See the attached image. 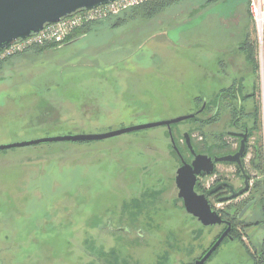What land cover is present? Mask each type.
Returning <instances> with one entry per match:
<instances>
[{
  "label": "rangeland",
  "instance_id": "374dc122",
  "mask_svg": "<svg viewBox=\"0 0 264 264\" xmlns=\"http://www.w3.org/2000/svg\"><path fill=\"white\" fill-rule=\"evenodd\" d=\"M176 6L159 21L129 10L88 25L69 47L9 58L0 69V146L169 121L208 102L200 121L177 124L173 136L187 161L185 134L197 152L220 157L240 146L230 133L238 132L233 121L243 105L239 127L251 134L246 173L262 182L256 193L264 205V50L248 0ZM171 145L167 127H158L0 152V264H193L224 227H206L186 212L175 184L181 159ZM257 147L259 170L250 163ZM239 174L222 163L203 183ZM245 198L214 199V208L237 216ZM258 216L263 222L264 211L251 220ZM238 228L252 243L248 234L244 245L228 238L206 264L262 257L264 225Z\"/></svg>",
  "mask_w": 264,
  "mask_h": 264
},
{
  "label": "water",
  "instance_id": "95a60500",
  "mask_svg": "<svg viewBox=\"0 0 264 264\" xmlns=\"http://www.w3.org/2000/svg\"><path fill=\"white\" fill-rule=\"evenodd\" d=\"M114 1L116 0H0V50L9 47L16 41H23L31 35L39 33L46 25L58 23L61 19L71 16L80 10H91ZM71 43L72 42H69V44ZM195 117L196 114H191L169 121H160L131 126L105 134L42 138L28 142L0 146V152L18 148L33 147L42 144L103 141L124 134L158 127H167L173 149L179 155L182 162V165L176 172L175 184L178 189V198L183 201L186 212L196 218L200 223H202V225L206 227L227 225V229L221 234L219 239L213 244L208 252L201 259L194 263L206 264L226 239H232V223L223 219V217L212 208L208 197L214 195L223 187H227L230 190L231 195L221 198L219 202H230L242 197L250 189V179L249 176L245 174L242 164V157L246 152L248 131L246 130L244 134L230 133V135L233 137L239 136L242 138L240 148L237 153L214 158L204 154H196L189 134H185L184 137L186 144L191 154L194 156V160L191 164H189L184 160L179 148L176 145L172 132V126ZM217 163L237 164L242 173L245 175L244 187L236 192L233 186L228 183H223L208 190L204 194L197 193L195 188L199 176L201 174H213L215 171V165ZM253 203L248 204L242 210L241 214L238 216L239 219L242 218V216L253 205ZM111 231H113V229ZM118 231L129 232L128 229L124 228H120Z\"/></svg>",
  "mask_w": 264,
  "mask_h": 264
},
{
  "label": "built area",
  "instance_id": "2783aa9c",
  "mask_svg": "<svg viewBox=\"0 0 264 264\" xmlns=\"http://www.w3.org/2000/svg\"><path fill=\"white\" fill-rule=\"evenodd\" d=\"M154 0H116L91 10H80L58 23L46 25L39 33L23 41H16L0 50V62L28 51L34 46L62 45L73 34L84 27L119 16L123 12L142 7ZM250 19L255 28L260 50H264V0H248ZM264 264V253L263 261Z\"/></svg>",
  "mask_w": 264,
  "mask_h": 264
},
{
  "label": "trees",
  "instance_id": "16d2710c",
  "mask_svg": "<svg viewBox=\"0 0 264 264\" xmlns=\"http://www.w3.org/2000/svg\"><path fill=\"white\" fill-rule=\"evenodd\" d=\"M181 1H183V0H154L153 2H151V3H149V4H146V5H144V6H142V7H139V8H135L136 10H138V9H140V10H143L144 12H145V17L147 18V19H153V18H156L158 15H160L163 11H165L167 8H169V7H172V6H174V5H177L178 3H180ZM132 10H134V9H132ZM127 12V11H126ZM125 12H123V14H124ZM248 14H249V9H248ZM121 15V14H120ZM249 17H250V14H249ZM88 28H89V26H86V27H84L83 29H80V30H78V31H76L74 34H73V36H71L65 43H63L62 45H56V44H47V45H45L44 47L43 46H34V47H32V48H30L28 51L29 52H33V53H35V54H41V52L43 53L44 51H46V50H50V49H58L59 47H62V46H66V44H68L69 42H71L72 40H74V39H77L80 35H82V34H85L87 31H88ZM9 60H6V61H4V62H0V69H2V67H3V65H4V63H7ZM235 94H236V92H235ZM238 96L236 95V98H237ZM251 96H247L246 98H243V100L245 101V100H247V99H249ZM233 98H234V96H233ZM217 104H218V102H216ZM207 104H208V102H204V105H203V107L199 110V111H197V112H195L194 114H196V117L195 118H193V119H190V120H187V121H191V122H198V121H200V119H199V115H201L203 112H205V110L207 109ZM206 105V106H205ZM204 106H205V109H204ZM242 109H243V105H238V109H237V117H236V119L235 120H237V119H239V120H241V118H242ZM218 110H220V107L218 106ZM258 108H255V110H254V113H253V118H254V128H256V125H257V122H258ZM217 115H218V113L215 115V116H213V117H211L210 119H208L207 120V122L208 123H212V122H215L216 121V119H217ZM239 116L241 117V118H239ZM235 120L233 121V123L235 122ZM239 120H237V121H239ZM177 125V124H176ZM176 125H173L172 126V132L174 131V129H175V127H176ZM248 129V128H247ZM249 130V129H248ZM168 135H169V132H168ZM250 136H251V134H250V130H249V139H250ZM169 138H170V135H169ZM184 140H185V137H184ZM66 143H90V142H66ZM66 143H64V144H66ZM55 144V143H54ZM176 145H177V147L179 148V146H178V143L176 142ZM172 146V145H171ZM192 146H193V148L197 151V148H196V146L192 143ZM247 151H246V154H245V157L247 156V154H248V143H247ZM185 148H186V150L188 151V152H190L189 151V148H188V146H187V144H186V140H185ZM228 148V146H227V144H224V145H221V146H218V149H220V150H224V149H227ZM172 149H173V146H172ZM180 149V148H179ZM238 150H239V148H238ZM237 150V151H238ZM173 151H174V149H173ZM256 152H257V156H256V158H255V161L254 160H252V164L253 165H255V167H256V169L258 168V170L259 169H261L262 168V164H261V162H260V160H261V158H262V152H261V150H260V148H258L257 147V149H256ZM174 153L176 154V152L174 151ZM228 154H230V152L228 153ZM209 156H211V155H209ZM258 157V158H257ZM225 164H230V163H225ZM231 165H233V164H231ZM216 173V171L213 173V174H211V175H214ZM210 175V176H211ZM203 176L205 177V179L204 180H206L207 179V177H206V175L205 174H203ZM260 184H262V182H256L255 183V187H260ZM195 190L197 191V193H199V194H204L206 191H207V189L205 188V184L203 183V180L202 181H199L198 183H197V185H196V188H195ZM217 201L219 200L218 198H215ZM211 204V203H210ZM213 208V207H212ZM222 217H223V219H226V220H228L229 222H231L232 223V231H231V237H232V240L233 241H239V242H242V239H243V236L244 235H246V234H244L243 236H242V233L241 232H243V230H240L239 228H238V225L240 226V221L237 219V216H232L229 212H227V211H219L218 212ZM252 226V225H251ZM223 227H224V230L222 231V233L227 229V226H224L223 225ZM247 227H249V226H247ZM246 227H244V229H245ZM222 233H220L217 237H216V239L212 242V244L210 245V247L204 252V254L202 255V257L208 252V250L213 246V244L219 239V237L221 236V234ZM243 243V242H242ZM243 245H244V243H243ZM202 257H200L199 259H201ZM198 259V260H199ZM253 259H254V264H262V261H263V254H262V257H259V256H257V252L255 253V254H253ZM197 261V260H196ZM195 261V262H196ZM194 262V263H195ZM193 263V264H194Z\"/></svg>",
  "mask_w": 264,
  "mask_h": 264
},
{
  "label": "flooded vegetation",
  "instance_id": "af4514ba",
  "mask_svg": "<svg viewBox=\"0 0 264 264\" xmlns=\"http://www.w3.org/2000/svg\"><path fill=\"white\" fill-rule=\"evenodd\" d=\"M206 106V105H205ZM205 106H204V109H205ZM239 118H241L240 116H239ZM237 120H239V119H237ZM237 120H235V122L233 123V126H234V128L236 129V130H238V132H233V133H235V134H244L245 133V131L247 130L248 131V137H247V141H246V146H247V143L249 144V130L247 129V128H244V129H241L240 127H239V121H237ZM233 137V136H232ZM234 138H236L237 140H239L240 141V144H241V140H242V138L241 137H239V136H235ZM176 142V141H175ZM191 143H192V140H191ZM239 148H240V146H239ZM250 149V148H249ZM238 150V149H237ZM235 151V152H233V153H230V154H235V153H237L238 151ZM190 151V150H189ZM196 151V150H195ZM246 151H247V147H246ZM196 154H202V153H199V152H197L196 151ZM230 154H228V155H230ZM245 154H246V152H245ZM190 160L189 161H187V159L186 158H184V160L187 162V163H189V164H191L192 163V161L194 160V156L191 154V152H190ZM204 155H207V154H204ZM207 156H209V155H207ZM209 157H212V158H214V157H216V156H209ZM244 160H246V157H245V155L242 157V164H243V168H244V171H245V174L246 175H248L249 176V179H250V189H249V191L247 192V193H245L242 197H244V196H248V198H245L242 202L244 203V206L240 209V211L238 212V214H237V219L241 222V225H242V227H243V229H244V227H247V226H251V225H255L256 224V227L257 226H259V227H262L263 225H264V221L263 222H261V218H260V216H258V218H256L255 219V221L253 222V220L254 219H252L251 220V216L253 217L254 215L257 217V212L259 211L260 213H262L263 211H264V205H263V195L262 194H260V193H256V192H258V188L257 187H255V183L256 182H253V180H255V179H253V178H251L250 177V175L248 174V173H246V168H245V162H244ZM250 163H252V159L250 160ZM218 164H222V163H217L216 165H215V171H216V167H217V165ZM181 165H182V162H181ZM233 165H236L237 167H238V169L240 170V174H239V176H235V178L234 179H231V180H222V179H220L221 177H219V182L218 183H216L213 187L210 185V187L209 188H206L207 189V191L208 190H210V189H212V188H214L215 186H217V185H219V184H223V183H228V184H230L231 186H233L234 187V189H235V191L236 192H238L239 190H241L243 187H244V181H245V175L242 173V171H241V169L239 168V166L237 165V164H233ZM214 171V172H215ZM206 175V174H205ZM212 176H215V175H211V177H210V175H206V177L208 178L209 177V179L207 180V182H209V180H210V178H212ZM261 178V175H258L257 176V179H260ZM205 179V177L203 176V174H201L200 176H199V178H198V181H197V183L199 182V181H202V180H204ZM239 180H243L242 182V184H240L239 185V183L238 182H240ZM208 184V183H207ZM207 184H205V185H207ZM256 189H257V191H256ZM206 191V192H207ZM205 192V193H206ZM255 193H256V195H255ZM229 195H231V192H230V190L227 188V187H223L222 189H220L217 193H215L214 195H211V196H209L208 197V200H209V202L211 203V206L213 207V209L214 210H216L215 208H214V204H213V200L215 199V198H218L219 200L221 199V198H224V197H226V196H229ZM239 199V198H238ZM219 200H218V202H219ZM254 202V203H253ZM220 203V202H219ZM250 203H253V205L247 210V212L242 216V218H240L239 219V215L241 214V212H242V210L248 205V204H250ZM252 209H254V210H252ZM217 211V210H216ZM250 211H251V213H250ZM217 212H219V211H217ZM252 213H253V215H252ZM249 218H250V220H249ZM226 220V219H225ZM228 221V220H227ZM245 221V222H244ZM247 221V222H246ZM244 222V223H243ZM224 226H227V225H224Z\"/></svg>",
  "mask_w": 264,
  "mask_h": 264
},
{
  "label": "crops",
  "instance_id": "0c3cea01",
  "mask_svg": "<svg viewBox=\"0 0 264 264\" xmlns=\"http://www.w3.org/2000/svg\"><path fill=\"white\" fill-rule=\"evenodd\" d=\"M175 7H177L176 5H174V6H172V7H169V8H167L165 11H163V13L161 14V15H166L167 14V12L166 11H169V12H171ZM168 12V13H169ZM159 19V16L157 17V21H159L158 20ZM79 41V39H74L73 41H72V43L71 44H69L68 43V46L67 47H69V46H71V45H74L75 43H77ZM67 45V44H66ZM64 46H62V47H59L57 50H60V49H62ZM31 55V54H30ZM22 59H25V57H20L19 58V60H18V58L16 59L17 60V62H19L20 60L22 61ZM17 62H15L14 64H13V66L17 63ZM18 64V63H17ZM250 220V219H249ZM248 234V238H250L251 236H250V234L249 233H247ZM246 234V235H247ZM245 235V236H246ZM252 235V234H251ZM246 238L247 237H243V240L245 241L246 240ZM248 240V239H247ZM249 242H251V238H250V241ZM252 243V242H251ZM251 243H250V245H251ZM252 246V245H251ZM254 252H256L255 251V249H254ZM247 254V253H246ZM248 255V254H247ZM219 264H221V263H219ZM243 264V263H242ZM244 264H252V263H250V262H247V263H244Z\"/></svg>",
  "mask_w": 264,
  "mask_h": 264
}]
</instances>
